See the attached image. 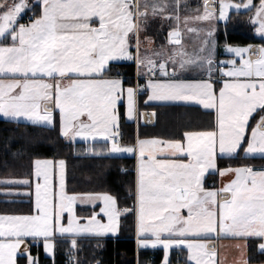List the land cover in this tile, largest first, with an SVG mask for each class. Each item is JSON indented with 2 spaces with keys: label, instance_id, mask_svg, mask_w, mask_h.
I'll return each instance as SVG.
<instances>
[{
  "label": "snow or ice",
  "instance_id": "obj_1",
  "mask_svg": "<svg viewBox=\"0 0 264 264\" xmlns=\"http://www.w3.org/2000/svg\"><path fill=\"white\" fill-rule=\"evenodd\" d=\"M186 8L185 0L0 3V117L53 127L58 113L65 139L105 142L90 148L97 156L136 157L131 209H121L107 193L69 194L65 161L36 159L34 214L0 215V264H39L31 254L33 243L54 258L57 238L70 240L76 249L78 236H116L120 217L129 212L135 214L137 248H162L164 264H170V249L186 250L187 264H223L217 245L225 239L236 241L245 257L242 264H250V239L258 241L264 254V169H220L217 163L241 150L245 158H264V45L226 43L225 52L233 58L218 64L211 23L226 22L230 9H255L250 22L264 39V0L258 5L254 0H203L202 11L182 17ZM26 11H33V17L21 23ZM155 20L171 25L167 44L142 53L141 33ZM204 22L206 29L195 26ZM123 61L135 64L144 85L125 87L119 74L109 77L112 63ZM145 90L147 101L196 104L214 113V122L208 129L184 131L182 139H137L134 145H122L120 108L128 120L135 119L138 94ZM254 115L259 119L253 125ZM215 172L234 178L210 189L206 175ZM4 183L31 187L32 181ZM78 203L99 204L100 213L81 224L85 218L76 214ZM74 260L73 252L69 264Z\"/></svg>",
  "mask_w": 264,
  "mask_h": 264
},
{
  "label": "trees",
  "instance_id": "obj_2",
  "mask_svg": "<svg viewBox=\"0 0 264 264\" xmlns=\"http://www.w3.org/2000/svg\"><path fill=\"white\" fill-rule=\"evenodd\" d=\"M258 0H254L256 3ZM39 9L36 10L38 12ZM251 11H232L224 23L216 25V58L220 48L228 45H264L260 37L254 35V26L250 22ZM29 18L33 11H27ZM23 22V19H20ZM134 63H112L109 76L123 79L125 85L132 84ZM140 95V94H138ZM159 113V112H158ZM162 115V116H161ZM160 116L163 120L164 114ZM190 119L184 113L171 118L176 128L184 126ZM175 121V123H174ZM213 120L205 124L211 127ZM121 141L130 143L134 127L131 123L121 122ZM84 144L68 143L60 136L57 118L53 127L32 125L15 121L0 120V214H31L32 202L29 186L10 185L6 180L29 179L32 181V167L36 159L65 161V184L69 194L72 193H107L117 199L118 206L132 208L134 205L135 177L134 158L127 156L83 154ZM80 151V152H78ZM218 167H236L251 164L263 166L262 158H245L242 152L233 158H219ZM215 175L206 177V187L211 186ZM28 189L27 195H20L19 189ZM93 207L77 206V212L85 216L96 211ZM77 248H71L70 240L57 238L55 254L46 257L41 244H31V254L38 258L39 264H69L70 253L75 254L77 264H164L163 255L156 251L152 259L148 250H136L134 242V212L120 217V229L113 238H76ZM250 262L264 261V254L255 251V244L248 247ZM170 264H187L184 250H169Z\"/></svg>",
  "mask_w": 264,
  "mask_h": 264
},
{
  "label": "crops",
  "instance_id": "obj_3",
  "mask_svg": "<svg viewBox=\"0 0 264 264\" xmlns=\"http://www.w3.org/2000/svg\"><path fill=\"white\" fill-rule=\"evenodd\" d=\"M1 1L2 0H0V2ZM193 2H194V0H193ZM198 2H200V1L198 0ZM198 5H199V3L187 4V8L185 10H187L188 12L185 15H188V13H191V11H193L192 9H195L196 7H198ZM185 15H183V16H185ZM20 19H23V22H21V23H28L29 22L30 18H29V15L27 14V11L24 14H22ZM170 30H171V25H168L167 21H166L165 25L160 20H155V21L150 22V24L147 28V31L141 33V39H142L141 51H142V53L147 51V50H150V49H152V50L157 49L158 50L159 48H161V46L167 44V34H168V31H170ZM145 36L150 37L151 42H149L147 39H145ZM152 45H154V46L152 47ZM132 51L135 52V49H132ZM220 55L222 57H225V59L227 57H229L228 55H225L224 53H222V51H221ZM225 67H227V66L225 65ZM144 71H147V69H144ZM133 73H134V75H133L132 84L125 85V87H128V86L135 87L138 83L141 85H144L146 83V80L143 76L137 78L135 64H134V72ZM157 75H158V73H157ZM109 77H112V76H109ZM139 94L140 95H138V97H137L138 114H137V117L135 119L128 120L126 115H125V109L123 108V106H121V108H120V116H121L120 124H121V122L131 123V124H133V127H134L133 139H132V142H130V143H123L121 141L122 130H121V127H119L120 143L122 145H129V146L134 145L136 143L137 139H141V140H148V139H154V138H157V139H175V138L182 139L184 131L204 130V129L210 128V127L205 126V124L209 120V115H211L212 120L214 122V113H210L209 110H205L199 105L184 104V103H161V102H157V101H147L146 90L140 92ZM146 101H147V103H146ZM162 113L164 114V118L166 120H163L161 118ZM179 113L186 114L190 120L188 122H186V124H184V126H181V127L175 129L176 125H172L171 118L176 116ZM55 118H57L58 125H59L58 113L55 115ZM258 119H259V116L254 115V118H252L250 120V123H252L254 125L255 121ZM7 121H11V120H7ZM15 122H18V121H15ZM174 123H175V121H174ZM75 142L83 143L84 149H90L93 146L95 148L99 149L105 143L103 141L85 142L79 138H77ZM244 146L246 147V144ZM84 149L82 150V152L84 151ZM241 152H242V156L244 157V153L242 150H241ZM111 156L133 157L134 158V177L136 180V157L134 155H129L127 153H123V154H118V155L114 154ZM249 158H252V157H249ZM255 158H260V157H255ZM262 159L264 160V158H262ZM40 160H49V159H40ZM243 166H245V165H243ZM247 166H252L254 169H257V170L264 169V164H263V166H253L251 164H247ZM236 167H241V166H236ZM226 168H228V167H226ZM233 168H235V167H233ZM222 169H225V168H222ZM32 171H33V167H32ZM210 175H215V177L211 181V186L208 187L210 189L211 188H220L224 184L230 182V180L234 178L231 175L221 177L218 172L207 174L206 177L210 176ZM6 181H8V180H6ZM10 185H12V184H10ZM13 185H17V184H13ZM18 191H19L18 193H20V195H27L28 194V189L23 188V189H19ZM29 194L31 196L32 209H33L34 201H35V183L33 180H32L31 187L29 189ZM134 201H135V193H134ZM97 205L99 208L100 205L99 204H97ZM77 206H79V205H77ZM31 214H34V213L32 212ZM0 215H29V214H0ZM84 237H86V238H88V237H90V238H113L115 236H112V235H106L104 237L78 236L76 238H84ZM136 241H137V237H136V224H135V214H134V242L136 245V250H148V251H154V252L160 251L162 253L163 259H164V252H163L162 248L138 249ZM250 242L255 244V251L259 252L258 251V241L256 239H250L248 241L247 249L250 245ZM235 244H236V241L230 240V239H225L223 241L218 242L217 246H218V249L220 252V259L223 260V264H242V261L245 257H243L241 255L240 251H238L235 248ZM241 244H243V241H241ZM246 258L250 261V256H249L248 250H247ZM184 260L187 263V251L186 250H184ZM250 264H264V261H261V262H254L253 261V262H250Z\"/></svg>",
  "mask_w": 264,
  "mask_h": 264
},
{
  "label": "rangeland",
  "instance_id": "obj_4",
  "mask_svg": "<svg viewBox=\"0 0 264 264\" xmlns=\"http://www.w3.org/2000/svg\"><path fill=\"white\" fill-rule=\"evenodd\" d=\"M200 2H198V0H194V2H193V0H185V2H186V4H191V3H199V5H198V7H196L195 9H192L193 11H191V13H188V15H195L196 14V9L197 8H200L201 9V11H202V4L201 3H203V0H199ZM4 2V0H2L0 3H3ZM7 2L9 3V4H11L12 2H13V0H7ZM17 2H19V0H17ZM28 2L30 3V4H35V0H28ZM232 2H234V3H239V2H241V0H232ZM255 4H259V0L255 3ZM38 9V8H37ZM37 9H34L35 11L37 10ZM217 9H218V3H217ZM232 11H236L235 9H230L229 10V13L230 12H232ZM240 11H248V10H245V9H241ZM188 11L187 10H185V9H182V11H181V16H183V15H185L186 13H187ZM190 12V11H189ZM252 13H251V16H253L254 15V12H255V9H253L252 11H251ZM217 15H218V13H217ZM225 21H220V20H214V21H212L211 23L212 24H214L215 26L217 25V23H224ZM163 23H164V25L166 24V21H163ZM168 25H169V23H168ZM195 26H197V27H201V28H207L208 27V23L207 22H204V23H201V24H196ZM254 35L255 36H257V37H260V36H258V35H256V33H255V27H254ZM261 38V37H260ZM262 39V38H261ZM263 40V42H264V39H262ZM186 43H191V40H189V39H187V37H186ZM166 45V44H165ZM154 45H152V47H153ZM225 44L224 45H222L221 46V48H220V54H221V51H222V53H224L225 55H228L229 57H227L226 59H225V57H220L219 59H217L216 57V61H217V63L219 64V62L220 61H226V60H228V59H232L233 57L232 56H230L229 54H227L226 52H225ZM231 46H233V47H247V46H242V45H231ZM151 50L152 49H150V50H147L149 53L151 52ZM237 60H238V58H236ZM113 63H117V62H113ZM119 63H128L127 61H123V62H119ZM5 120L3 117H0V120ZM18 122H22V123H28V122H26V121H23V120H21V121H18ZM47 127V126H46ZM59 131H60V129H59ZM63 139L66 141V142H68V143H75V142H72L71 140H67V139H65L64 137H63ZM96 149H98V148H96ZM82 151V150H81ZM78 152H80V151H78ZM83 154H93L92 153V151H90V149H84V153ZM114 155V154H113ZM115 155H118V154H115ZM110 195V194H109ZM77 205H79L80 207H93L92 205H90V204H77ZM77 205H76V207H77ZM93 212H95V213H100V207L99 208H97V210L96 211H93ZM93 212H91L89 215H87V216H85V215H83V214H79L78 212H77V209H76V214H77V216L78 217H82V218H85V219H81V221H80V223L81 224H83V223H86V218L87 217H89V216H91L92 214H93ZM100 217H102V213L100 214V216H98V219L100 218ZM102 222L103 223H106L107 222V220H106V218H104L103 220H102ZM65 223H66V221H65ZM108 235H111V234H108ZM82 236H90V235H82ZM34 244V243H33ZM42 245V244H41ZM42 250H43V245H42ZM43 254H44V256H46V257H49V256H47V254L44 252V250H43ZM73 264H76V262H75V260L73 261Z\"/></svg>",
  "mask_w": 264,
  "mask_h": 264
},
{
  "label": "built area",
  "instance_id": "obj_5",
  "mask_svg": "<svg viewBox=\"0 0 264 264\" xmlns=\"http://www.w3.org/2000/svg\"><path fill=\"white\" fill-rule=\"evenodd\" d=\"M154 257V253L149 254V258L152 259Z\"/></svg>",
  "mask_w": 264,
  "mask_h": 264
}]
</instances>
